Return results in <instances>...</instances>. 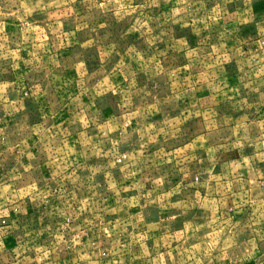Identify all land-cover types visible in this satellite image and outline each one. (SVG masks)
<instances>
[{
	"label": "rangeland",
	"instance_id": "obj_1",
	"mask_svg": "<svg viewBox=\"0 0 264 264\" xmlns=\"http://www.w3.org/2000/svg\"><path fill=\"white\" fill-rule=\"evenodd\" d=\"M261 93L264 0H0V264H264Z\"/></svg>",
	"mask_w": 264,
	"mask_h": 264
},
{
	"label": "crops",
	"instance_id": "obj_2",
	"mask_svg": "<svg viewBox=\"0 0 264 264\" xmlns=\"http://www.w3.org/2000/svg\"><path fill=\"white\" fill-rule=\"evenodd\" d=\"M263 97H264V93H261V98H263ZM198 114H200V112H199V109L197 108L196 109L195 116H197ZM212 116L214 117V115H212ZM217 119H218V117L215 118L216 121H217ZM246 119H249V118H246ZM196 121H198V118H196ZM212 122H214V120H212ZM258 122H260V124H262L261 125V128H264L263 127L264 126V112H262L261 114L257 115L255 120L254 119H249V122L248 123H251V124L256 123L257 124ZM200 124L202 125V122ZM211 125H213V124H211ZM217 128H219V129H224V128L227 129V127H223V125H221L219 122H218ZM230 128H232V126H230ZM201 137H203V133H201V134L198 133L196 135L197 141L201 140Z\"/></svg>",
	"mask_w": 264,
	"mask_h": 264
}]
</instances>
